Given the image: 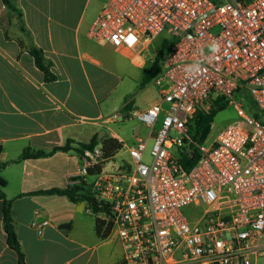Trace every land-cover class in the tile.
I'll return each instance as SVG.
<instances>
[{
  "label": "built area",
  "instance_id": "1",
  "mask_svg": "<svg viewBox=\"0 0 264 264\" xmlns=\"http://www.w3.org/2000/svg\"><path fill=\"white\" fill-rule=\"evenodd\" d=\"M88 36L134 61L149 52L151 63L154 42L174 40L152 82L158 98L123 116L148 131L132 145L119 141L129 160L106 161L101 145L80 154L74 184L95 178L99 211L88 210L104 223L105 238L122 246L117 264H257L264 257V0H107ZM243 92L259 117L237 99ZM219 99L238 119L200 141L198 115ZM191 150L199 160L186 171L180 160ZM48 225L36 212L32 229L42 235Z\"/></svg>",
  "mask_w": 264,
  "mask_h": 264
},
{
  "label": "crops",
  "instance_id": "2",
  "mask_svg": "<svg viewBox=\"0 0 264 264\" xmlns=\"http://www.w3.org/2000/svg\"><path fill=\"white\" fill-rule=\"evenodd\" d=\"M106 2L19 0L27 34L0 0V177L6 182L3 191L12 201V218L26 264H117L123 257L117 239L99 236L96 216L86 202L35 194L77 185L74 183L82 167L80 144L104 137L125 145L134 142L113 125L123 111L133 112L132 95L141 88L144 72L152 63L149 52L134 61L89 38L93 21ZM10 15L17 23L9 29L13 34L6 28ZM21 43L25 47L34 43L44 51L56 81H45L44 73ZM153 46L151 52L156 54ZM115 55L128 60L131 67V78L124 85L113 73ZM102 132L105 134L100 138ZM69 141L73 142L67 152L20 159L27 148L49 152ZM84 181L90 186L88 178ZM36 212L41 220L49 221L42 235L31 227ZM0 264H19L17 253L7 243L1 200Z\"/></svg>",
  "mask_w": 264,
  "mask_h": 264
},
{
  "label": "trees",
  "instance_id": "3",
  "mask_svg": "<svg viewBox=\"0 0 264 264\" xmlns=\"http://www.w3.org/2000/svg\"><path fill=\"white\" fill-rule=\"evenodd\" d=\"M7 10L15 15L20 24V28L23 32L28 33L27 28L24 23L23 11L19 7V0H2ZM174 43L173 39H162V44L159 50L156 52V58L154 63H152L151 67L144 72V78L141 83V88H144L149 83L153 81V79L161 72V65L169 53L172 45ZM23 48H26L29 54L33 57L35 61V65L39 70H41L45 75V81L47 83H51L56 81V75L51 71L52 63L48 61L44 55V51L37 47L34 43L30 46L25 47L23 43H21ZM131 104L127 105L126 108H130ZM227 108V103L223 99H219L213 107H211L207 111H203L198 115L196 120L195 127V137L200 141H205V139L211 134L213 129V123L219 112L225 110ZM255 116L257 115V111L255 112ZM73 141H69L67 145L63 147L54 148L52 151L46 152L43 150H33L31 148H27L23 151L20 159H38L43 157H49L55 154L58 151L67 152L71 149L69 146ZM102 146L103 157L106 161H110L112 158L118 154L122 148L123 143L119 142V140L112 137H104L100 140L94 138L89 144H80V148L78 149L79 153H83L84 150H93L96 146ZM3 152L2 146H0V155ZM199 160V155L196 150H191L181 157L180 163L184 170H190ZM93 173V171H92ZM6 186V182L0 177V200L3 201V213H4V230L7 235V243L8 246L17 253L18 263L26 264L25 254L22 251L20 242L18 240V236L16 233V227L14 220L12 218V201L8 200L3 189ZM35 194H45V195H60L66 196L70 201L74 203L78 202H86L91 208L95 211H99V207L94 203L90 186L86 185L85 181H82L79 185H74L65 190L53 189L49 191H40ZM104 223L96 220V230L99 236L105 238L107 231L103 230Z\"/></svg>",
  "mask_w": 264,
  "mask_h": 264
},
{
  "label": "rangeland",
  "instance_id": "4",
  "mask_svg": "<svg viewBox=\"0 0 264 264\" xmlns=\"http://www.w3.org/2000/svg\"><path fill=\"white\" fill-rule=\"evenodd\" d=\"M94 3H100L101 0H93ZM11 21H6V28L12 29L14 28L15 24H17L14 21L13 15H10ZM11 34H13L12 30H9ZM92 45L95 43L92 42ZM162 44V39L159 40L157 43L154 44L153 48L157 52ZM114 62H113V73L116 75L118 79L123 80V85L128 82V78L130 77L129 69L131 68L129 65L128 60H125L121 56L115 55L113 56ZM158 96V89L154 84H151L147 86L144 89L138 88L133 93L132 97L134 98V109L135 110H146L151 103L157 98ZM237 99L242 103L243 108L245 111L252 115L257 111L255 105L253 104L251 100V96L247 92H243L239 95H237ZM126 114L125 111H123L122 115L118 118V122L113 125V128H115L120 135L124 136L129 142H133L135 137L142 136L146 137L148 134L147 129L137 120H130V121H123V115ZM238 116L236 111L233 107L227 105V108L221 112L218 113L216 116L214 123H213V129H212V136L215 137L217 134L223 130L227 125L232 123L233 121L237 120ZM129 160V155L125 153V149L120 151L118 154L115 155L114 158H112L110 161L121 164L122 161ZM88 180L90 183H92L95 178L94 177H88ZM185 211L186 213L189 211ZM192 211V210H191ZM257 264H264V257H261L257 260Z\"/></svg>",
  "mask_w": 264,
  "mask_h": 264
},
{
  "label": "water",
  "instance_id": "5",
  "mask_svg": "<svg viewBox=\"0 0 264 264\" xmlns=\"http://www.w3.org/2000/svg\"><path fill=\"white\" fill-rule=\"evenodd\" d=\"M105 132H102L100 135V138H102L104 136Z\"/></svg>",
  "mask_w": 264,
  "mask_h": 264
}]
</instances>
